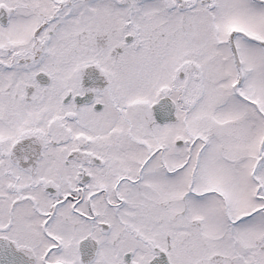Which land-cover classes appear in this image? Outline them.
<instances>
[{"label":"snow or ice","instance_id":"obj_1","mask_svg":"<svg viewBox=\"0 0 264 264\" xmlns=\"http://www.w3.org/2000/svg\"><path fill=\"white\" fill-rule=\"evenodd\" d=\"M0 264H264V0H0Z\"/></svg>","mask_w":264,"mask_h":264}]
</instances>
